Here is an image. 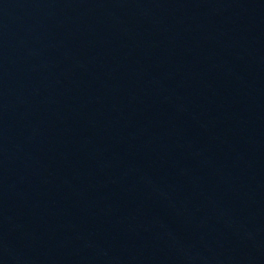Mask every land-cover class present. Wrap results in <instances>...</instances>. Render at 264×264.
Here are the masks:
<instances>
[{
    "label": "water",
    "instance_id": "1",
    "mask_svg": "<svg viewBox=\"0 0 264 264\" xmlns=\"http://www.w3.org/2000/svg\"><path fill=\"white\" fill-rule=\"evenodd\" d=\"M0 264H264V0H0Z\"/></svg>",
    "mask_w": 264,
    "mask_h": 264
}]
</instances>
